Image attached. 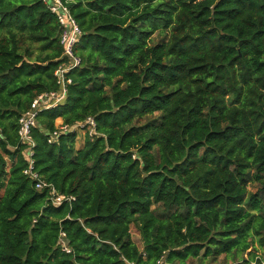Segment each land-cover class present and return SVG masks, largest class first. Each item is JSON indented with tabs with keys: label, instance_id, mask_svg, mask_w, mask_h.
<instances>
[{
	"label": "trees",
	"instance_id": "trees-1",
	"mask_svg": "<svg viewBox=\"0 0 264 264\" xmlns=\"http://www.w3.org/2000/svg\"><path fill=\"white\" fill-rule=\"evenodd\" d=\"M61 2L82 63L31 129L34 170L69 197L54 205L18 129L57 88L59 20L0 0V264H264V0ZM87 117L79 149L49 142Z\"/></svg>",
	"mask_w": 264,
	"mask_h": 264
},
{
	"label": "built area",
	"instance_id": "built-area-1",
	"mask_svg": "<svg viewBox=\"0 0 264 264\" xmlns=\"http://www.w3.org/2000/svg\"><path fill=\"white\" fill-rule=\"evenodd\" d=\"M46 7L58 17L60 25L59 42L62 47V57L64 62L54 70L56 81V89L38 94L31 102L29 109L22 114L19 119L18 136L20 141L29 146L27 155V167L23 170V174L28 177L35 186L36 190L44 188L50 189V200L54 205H60L64 200H69L55 191L53 187L45 183L39 174L34 170V161L32 158L33 140L31 137V129L35 127L37 115L45 110H49L61 105L67 96L68 86L71 84L70 78L66 75L73 69L81 66V59L75 54L74 47L81 30L76 21L70 15L69 9L61 2V0H42ZM79 132L83 137L94 139L98 136L96 131V122L94 118L87 117L82 121H77L72 125L55 124V131L52 133L49 142L55 141L60 135L66 133Z\"/></svg>",
	"mask_w": 264,
	"mask_h": 264
},
{
	"label": "rangeland",
	"instance_id": "rangeland-1",
	"mask_svg": "<svg viewBox=\"0 0 264 264\" xmlns=\"http://www.w3.org/2000/svg\"><path fill=\"white\" fill-rule=\"evenodd\" d=\"M154 37L159 38V36H156V34L154 35ZM82 142H83V136L81 133H77V139H76V148L79 149L82 146ZM249 191L254 192L256 190L255 186L250 185L248 186ZM130 233H131V237L132 240L136 243V245L141 248V240H140V235H139V231L137 229V227L135 225H131L130 226ZM257 255H263V251H260L259 249L256 250ZM225 260L223 258V256H219L215 262H213L212 264H224ZM190 264H199L198 260H193L190 262Z\"/></svg>",
	"mask_w": 264,
	"mask_h": 264
},
{
	"label": "crops",
	"instance_id": "crops-1",
	"mask_svg": "<svg viewBox=\"0 0 264 264\" xmlns=\"http://www.w3.org/2000/svg\"><path fill=\"white\" fill-rule=\"evenodd\" d=\"M62 122V120L61 119H57L56 120V124L58 125L59 123H61Z\"/></svg>",
	"mask_w": 264,
	"mask_h": 264
}]
</instances>
